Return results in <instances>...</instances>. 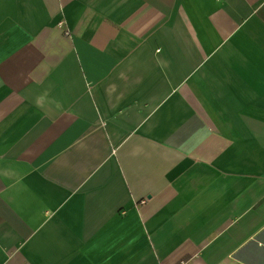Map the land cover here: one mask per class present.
I'll use <instances>...</instances> for the list:
<instances>
[{
    "label": "crops",
    "instance_id": "obj_1",
    "mask_svg": "<svg viewBox=\"0 0 264 264\" xmlns=\"http://www.w3.org/2000/svg\"><path fill=\"white\" fill-rule=\"evenodd\" d=\"M0 264H264V0H0Z\"/></svg>",
    "mask_w": 264,
    "mask_h": 264
},
{
    "label": "built area",
    "instance_id": "obj_2",
    "mask_svg": "<svg viewBox=\"0 0 264 264\" xmlns=\"http://www.w3.org/2000/svg\"><path fill=\"white\" fill-rule=\"evenodd\" d=\"M59 24H60L61 27H64L63 22H60ZM64 32H65V34H67V32H68L67 29H64Z\"/></svg>",
    "mask_w": 264,
    "mask_h": 264
}]
</instances>
